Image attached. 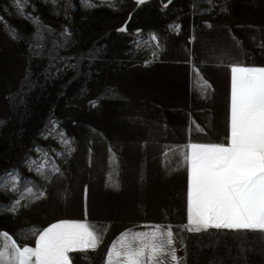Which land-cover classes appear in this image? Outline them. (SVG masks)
<instances>
[{
    "label": "crops",
    "instance_id": "crops-1",
    "mask_svg": "<svg viewBox=\"0 0 264 264\" xmlns=\"http://www.w3.org/2000/svg\"><path fill=\"white\" fill-rule=\"evenodd\" d=\"M88 22V110L51 126L59 141L17 199L39 224L29 246L74 221L99 245L70 264H105L122 233L154 228L180 264H264L258 232L187 230L185 161L191 144L228 143L231 68L264 67V0H88Z\"/></svg>",
    "mask_w": 264,
    "mask_h": 264
},
{
    "label": "rangeland",
    "instance_id": "rangeland-1",
    "mask_svg": "<svg viewBox=\"0 0 264 264\" xmlns=\"http://www.w3.org/2000/svg\"><path fill=\"white\" fill-rule=\"evenodd\" d=\"M88 47V0H0V229L20 246L39 224L17 199L35 189L45 167L34 162L59 141L51 126L72 128L75 112L88 110Z\"/></svg>",
    "mask_w": 264,
    "mask_h": 264
},
{
    "label": "snow or ice",
    "instance_id": "snow-or-ice-1",
    "mask_svg": "<svg viewBox=\"0 0 264 264\" xmlns=\"http://www.w3.org/2000/svg\"><path fill=\"white\" fill-rule=\"evenodd\" d=\"M231 73L227 145L191 144L185 155L187 230L226 229L264 236V67L233 66ZM34 163L37 171L46 167L43 161ZM8 179L15 184L14 174ZM0 189L7 190V185L0 183ZM98 245V235L84 222L52 224L39 234L35 247L20 246L9 233L0 232V264H70L68 253ZM105 264H180V260L171 230L154 228L122 233L105 253Z\"/></svg>",
    "mask_w": 264,
    "mask_h": 264
}]
</instances>
